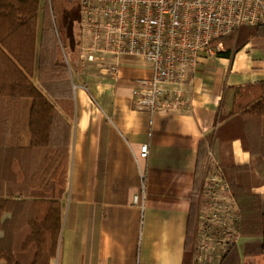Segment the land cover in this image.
Here are the masks:
<instances>
[{"label": "crops", "instance_id": "1", "mask_svg": "<svg viewBox=\"0 0 264 264\" xmlns=\"http://www.w3.org/2000/svg\"><path fill=\"white\" fill-rule=\"evenodd\" d=\"M47 1L40 0L39 35ZM94 70L72 74L69 175L53 264H191L185 247L200 140L230 110L236 87L264 78V36L252 38L232 57L217 53L200 63L185 88L184 108L150 113L134 105L135 79L153 73L142 57L124 56L118 77ZM33 81L39 82L38 64ZM32 105L31 98H23L22 147L31 144ZM144 144L146 158L140 156ZM230 150L236 164L250 161L241 139L235 138ZM215 159L209 153L203 179ZM254 190L264 211V184ZM263 259L262 243L246 240L222 264H262Z\"/></svg>", "mask_w": 264, "mask_h": 264}, {"label": "trees", "instance_id": "2", "mask_svg": "<svg viewBox=\"0 0 264 264\" xmlns=\"http://www.w3.org/2000/svg\"><path fill=\"white\" fill-rule=\"evenodd\" d=\"M79 5V0L47 1L39 35L40 0H0V264H53L57 257L74 122L72 74L82 69ZM258 36H264V24L242 26L212 45L221 43L217 53L232 57ZM26 97L33 100L32 139L22 147L20 109ZM218 123L199 144L186 258L192 255L209 153L236 200L240 241L259 240L264 258L262 197L254 190L264 184V78L236 87L231 108ZM235 138L251 154L247 164L234 162Z\"/></svg>", "mask_w": 264, "mask_h": 264}, {"label": "built area", "instance_id": "3", "mask_svg": "<svg viewBox=\"0 0 264 264\" xmlns=\"http://www.w3.org/2000/svg\"><path fill=\"white\" fill-rule=\"evenodd\" d=\"M79 1L80 67L118 77L124 56L147 60L152 76L135 79L133 99L138 109L150 113L187 107L185 88L197 66L222 48L212 45L216 38L264 24V0ZM148 153V144L142 145L140 156ZM138 199L136 194L134 202ZM200 203L191 264H222L240 241V216L215 162L205 173Z\"/></svg>", "mask_w": 264, "mask_h": 264}, {"label": "rangeland", "instance_id": "4", "mask_svg": "<svg viewBox=\"0 0 264 264\" xmlns=\"http://www.w3.org/2000/svg\"><path fill=\"white\" fill-rule=\"evenodd\" d=\"M94 71H96V70H94ZM97 71H98V70H97ZM97 71H96V72H97ZM211 163H214V161H211ZM211 163H210V164H211ZM207 170H208V167H207ZM206 172H207V171H206ZM200 206L202 207L201 203L199 204V208H200Z\"/></svg>", "mask_w": 264, "mask_h": 264}]
</instances>
